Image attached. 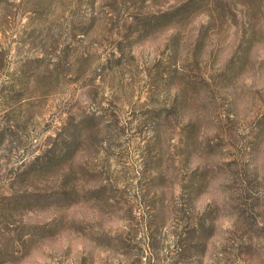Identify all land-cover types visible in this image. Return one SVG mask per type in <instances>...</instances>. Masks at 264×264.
Segmentation results:
<instances>
[{
  "label": "rangeland",
  "instance_id": "obj_1",
  "mask_svg": "<svg viewBox=\"0 0 264 264\" xmlns=\"http://www.w3.org/2000/svg\"><path fill=\"white\" fill-rule=\"evenodd\" d=\"M185 1L0 0V264H264V0Z\"/></svg>",
  "mask_w": 264,
  "mask_h": 264
},
{
  "label": "trees",
  "instance_id": "obj_2",
  "mask_svg": "<svg viewBox=\"0 0 264 264\" xmlns=\"http://www.w3.org/2000/svg\"><path fill=\"white\" fill-rule=\"evenodd\" d=\"M194 1L195 0H187V1L183 2L182 4H180L179 6L175 7L174 9L161 13V14L156 16V20L162 19V18L179 19V18H181L182 15L186 14V12L189 11L190 7H192V5L194 4ZM258 1H261V0H258ZM175 17H177V18H175ZM248 18H250V17L248 16ZM154 23L155 22H152V24H150V25H153ZM240 61H241V59H240V57H238V62H240Z\"/></svg>",
  "mask_w": 264,
  "mask_h": 264
}]
</instances>
